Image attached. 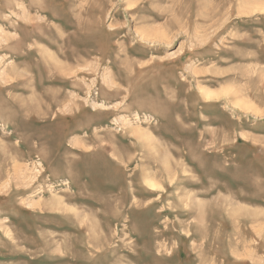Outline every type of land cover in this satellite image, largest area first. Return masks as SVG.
<instances>
[{
  "label": "rangeland",
  "instance_id": "1",
  "mask_svg": "<svg viewBox=\"0 0 264 264\" xmlns=\"http://www.w3.org/2000/svg\"><path fill=\"white\" fill-rule=\"evenodd\" d=\"M0 264H264V0H0Z\"/></svg>",
  "mask_w": 264,
  "mask_h": 264
},
{
  "label": "bare ground",
  "instance_id": "2",
  "mask_svg": "<svg viewBox=\"0 0 264 264\" xmlns=\"http://www.w3.org/2000/svg\"><path fill=\"white\" fill-rule=\"evenodd\" d=\"M254 1V0H253ZM152 28V27H151ZM148 29V28H147ZM149 29H150V27H149ZM14 81V80H13ZM209 96H211L210 94H209ZM216 97V96H215ZM245 112V111H244ZM249 112V111H248ZM174 177V176H173ZM175 178V177H174ZM259 223V222H258ZM263 227V226H262ZM263 231V230H262Z\"/></svg>",
  "mask_w": 264,
  "mask_h": 264
}]
</instances>
